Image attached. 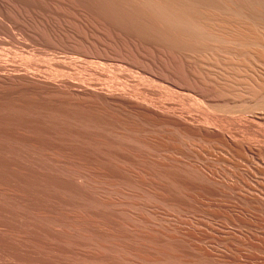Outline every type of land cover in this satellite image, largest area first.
I'll use <instances>...</instances> for the list:
<instances>
[{"label":"bare ground","instance_id":"obj_1","mask_svg":"<svg viewBox=\"0 0 264 264\" xmlns=\"http://www.w3.org/2000/svg\"><path fill=\"white\" fill-rule=\"evenodd\" d=\"M0 18L15 28L12 32V29L0 27V50L8 55L16 54L18 59L33 60L31 65L22 67L0 62V70L6 73L0 80V87L3 85L1 96L4 90L8 94L29 92L34 99L30 102L39 108L50 103L52 109L67 114L63 106L55 105L66 104L76 107L74 113L95 122L96 128L104 132L123 125L131 132L141 134V149H136L145 158L142 170L137 168L143 173H139L141 176L136 172L137 177L134 174L136 178L133 179L134 171L125 163L103 166L98 171L117 185L121 182L140 186L145 200L136 205L144 204L150 214L160 219L163 216L167 217L166 221L171 218L172 228L165 229L149 215L139 213L144 223L142 230L123 222L122 214L121 218L117 215L109 218L116 227L110 223L113 231H107L114 232L112 236L120 241L121 238L132 239L130 232L141 236V250L130 244L136 239L134 237L126 243L132 251L139 253L142 264H177L176 238L179 237L176 215L170 210L176 213V207L184 208L183 211L193 207L198 195L209 196L213 202L211 206L214 204L217 208L211 213L225 219L219 228L210 227L223 238L220 240L230 238L264 251V0H0ZM119 88H134L141 97L130 90L117 93ZM2 98H6L5 95L0 97L1 102ZM40 99L49 102L41 103ZM176 152L188 158L195 155L194 158L220 160L222 166L226 163L235 170L216 168L214 161L209 168L194 162L199 169H207L208 174L194 175L176 170ZM165 155L171 161L163 159ZM121 157L126 161L131 158L128 154ZM3 161L9 162L8 166L11 163L5 156ZM15 164L11 166L16 167ZM20 167L32 175L27 164L22 163ZM12 168L9 167V173ZM40 173L39 170V174H35ZM84 193V198L87 196L106 208L112 202H120V205L123 202L117 203L113 199L116 197L110 198L104 193H97V196ZM165 208L170 209V214ZM115 209L111 212L116 213L122 208ZM98 216L102 214L99 212ZM107 217L103 215L99 220L106 222ZM229 224L243 229L240 232L236 228L230 230ZM189 226V231L182 226L181 230L197 238L207 232H202L204 228L191 222ZM120 227L126 230L122 231ZM258 229H262L261 232ZM50 244L47 246L51 247ZM108 244L105 245L109 247ZM166 244L174 248L172 258L167 256L169 252H165V258L163 246ZM120 247L123 248L122 244ZM194 248L195 253L192 250L183 253L213 257L220 262L264 264V255H256L244 247L220 249L196 245Z\"/></svg>","mask_w":264,"mask_h":264},{"label":"rangeland","instance_id":"obj_2","mask_svg":"<svg viewBox=\"0 0 264 264\" xmlns=\"http://www.w3.org/2000/svg\"><path fill=\"white\" fill-rule=\"evenodd\" d=\"M0 27L9 28V30L12 29L11 30L12 32L15 31L14 25L12 23H9L5 19L1 20V18H0ZM17 57L18 56L16 54L9 53L8 55L0 50V62L8 63V64H16V66H20V67L25 66L26 64L31 65L33 63L32 62L33 60H29V58L18 59ZM5 74L6 73L4 71L0 70V77H1L0 80H3V76H5ZM107 89L109 91L114 90V88L113 89L107 88ZM127 89L119 88V92L117 90V93H121V92L127 93V91L130 90L132 94L134 95L137 94L138 96L141 97L140 92L137 91L138 92L137 93L134 88H127ZM79 90L81 91V89ZM2 92L6 93L5 90ZM23 92L25 93V95H22L24 94ZM23 92L21 91L13 94L6 93L7 95L2 93L1 96V91H0V97H4L5 95V97L7 98V101L6 98H2L3 102L0 101V193H1L0 194V232H1L0 233V264H138L139 262H140L139 264H142L141 263L142 258L140 256L138 257L139 253L137 254V252L132 251L133 249H130L128 247V243L134 237L136 239L134 241L132 240L130 244L133 245L135 244V248L143 249V240L141 236L139 234H138L139 236H136V234L130 232L129 235L133 236L132 239L131 237H129L130 240L128 241V238L127 240L121 238L120 241L119 239H117V237L112 236L111 233L114 232H110L113 231L111 226L112 225L115 226V225L110 222L109 218L113 219L114 215L120 217V215L122 214L121 215L122 218L121 217L120 218L123 222H129L135 227H137L139 230H142L143 229L142 226H144L142 219L139 217L140 216L139 213L140 214L142 213L143 215H149L157 223H160L165 229L166 227L172 228V221L169 220L170 217L168 218V221H166L167 219L166 216H163L160 219L159 216L150 214L147 211V208H145L144 204L139 205L140 201L142 203L145 200V197H143L144 192L142 188H140V186H137L132 183L122 184L121 182H120L121 185L119 183L117 185L116 183L113 182L111 178L107 177L106 175L105 176L102 175L98 171L100 167L103 166H109V165L113 166L114 164L125 163V165H127L128 168L130 167L131 170L134 171L131 174V177L133 176L132 177L133 179L136 178L137 175L141 176L140 174H143L141 172L142 170L141 168L144 167L145 158L143 157L142 153L136 152L137 148L141 149V140H140L141 134L131 132L123 125H119L118 127L116 126V128L114 126L113 129L111 128L112 129L111 131L104 132L103 129L96 128L95 122L92 121L89 122L88 120L87 122L86 118H83L84 117L83 115L74 113L73 108L76 109V107H70L62 103H58V104L55 103V105L57 106L60 107L63 106L64 110L67 111L66 112L67 114H63V112H60L55 108L52 109L50 103L48 105H43L42 107L39 108V106H36L34 103L30 102V100L34 101L32 95H30L29 92H25V91ZM8 95H10L11 97ZM17 100H22L23 102ZM41 101L43 100L40 99V102ZM15 102L18 103L16 104V106H15ZM48 102L43 101L41 103H48ZM26 105L28 106V108L26 107ZM34 105L36 107L35 110L33 108ZM12 106L13 108L11 109ZM16 107L17 109H15ZM25 107L26 109L24 110L23 108ZM65 108L68 110H66ZM80 119L82 120V122L80 121ZM45 120L46 123H44ZM42 123L43 125H41ZM70 131L72 132L75 131V132L72 134ZM23 134L28 137L26 138L27 140L28 139L30 140L27 141L25 139L26 136L24 137ZM80 134L81 136H79ZM102 134L105 136H103ZM17 136H19V139L21 137L22 138L19 140ZM30 137L36 139L33 141L31 140L32 138ZM16 138L19 141L21 140L23 141V139H25V142L27 141L29 145L27 146L26 144L28 143H25L24 141L23 143L20 142L22 144L21 145ZM24 144L28 148L24 146ZM123 145H125L126 147ZM36 148L38 149L36 150ZM24 150L26 151V153ZM59 152L60 155L58 154ZM176 153H177L176 170L186 171L194 175H203L204 173L205 174L209 173L207 169H205L204 167L200 168L201 171L203 169V171L201 172L199 167L196 165V163L202 164L201 166L206 165L208 166L207 168H209L211 161L212 162L214 161V160H210L209 157H207V159H203V158H199L196 155L197 157L194 158L195 155H193L192 157L190 156L191 158H188V157H184V155H181V153L178 152ZM122 154H128L133 160L131 158L128 159L127 161L124 158L125 159L124 160L121 157ZM138 155L142 157H139ZM4 156L5 159L9 158V161H11L9 166H8L9 162L7 161L6 162L3 161L5 163L1 162ZM167 157L168 155L162 156L163 159H166L167 161H171ZM177 157L180 159H178ZM181 159L182 161L184 160L185 163L182 161L178 162ZM192 159L194 160L193 162ZM33 160L34 161L36 160L37 162L36 161L33 162ZM40 160L43 161V163ZM188 162L192 166H195L199 171L196 170L194 167H191L188 164ZM215 162H218L217 165L215 164ZM1 163L3 165L4 164L6 165L3 166L1 165ZM22 163L27 164L26 168L31 169L30 171L32 172V175H34L32 176L30 173V176H32V178L29 179L30 177L29 172H26L27 170H25L24 168L22 169L20 167ZM38 163L41 166H43V169H41ZM11 164H15L16 167L14 166L15 167L14 168L13 165L11 166ZM213 164L216 166V168L220 166L221 169L223 168L222 170L225 171L226 169L228 170L232 169L230 166L228 167L226 163H224L225 166H222L223 164L222 161L220 160L214 161ZM18 165L21 169L18 167ZM9 167L11 168L13 167L11 169L13 174L12 172L10 173L8 172L10 170ZM39 170L41 172L40 175H36L35 173L39 174ZM232 170H235V168H233ZM21 171H23L24 175L28 174L29 177L26 178L27 175L26 177L21 176L22 174ZM136 172H138L137 175ZM134 174L136 175V177H134L135 176ZM38 177H40L41 179ZM75 179L76 181L77 180L78 181L75 182ZM69 182L72 185L69 186L68 184ZM82 182L84 183L83 185H81ZM78 184L80 186H78ZM71 186H74L75 188L72 189L73 187ZM76 189H78L77 190L78 193ZM85 191L95 196H97V193L98 194L104 193L105 195H107V197L110 198L116 197L113 199L117 200L116 201L117 203L119 200L120 201L122 200L123 202H121V205L119 204L120 202L118 204H114L112 202L113 204L112 203L108 204L107 207L109 208H106L103 207L101 203H96L90 198H87V196L86 198H84ZM7 193L10 194L12 193L11 195L12 197L10 196V194H8L7 196ZM15 195L17 197H15ZM204 196L206 197H202V195L196 196V199L193 202L194 206L191 208H187V210L185 208V211H183L184 208L182 209L176 207V213H175L173 210L165 208L166 209L165 211L168 212V214L174 213V215H176V234L177 237H179L176 238V254H179L176 256L177 264H235L231 262H220L215 260L213 257L186 255L185 253H183V251H189V250H192V252L195 253L196 250L194 246L196 245H203L206 247L215 246L216 248L221 247L220 249L224 247L226 248L228 247V249H235V247L238 246V247H244L249 252L252 253L255 252L254 254L256 255H264L263 250L259 248H255L254 246L251 245L244 246L241 245L239 242L232 240L230 238L225 240H220L223 238L220 237L219 234L215 233L210 227L212 226L214 228L215 227L219 228L218 225H220L221 221L225 222V219H223L222 217L214 216L211 213L212 210H215L217 208L214 206V204L213 206H211L212 205L211 203L213 202L210 200L211 198L209 196L207 195ZM125 201L128 203H125ZM197 201L202 203H198ZM203 202L207 204H204ZM137 203L139 204L136 205ZM111 204L113 205V207L111 206ZM123 207H124V211L126 208L125 212L123 211ZM115 208H119V209L122 208L120 210L122 213L118 209L116 213L111 212V210L113 211V209ZM127 209L128 210L130 209V211L132 210L133 212L134 211L137 212L138 215L135 212L134 214L128 211ZM99 212L102 214V216L100 217H103V215L104 217L108 216L107 219H105L106 222H104L103 220L102 221L99 220L100 218L99 216H98L99 218L96 217L97 213ZM128 213L130 214L128 215ZM130 215L133 217L135 216V218L133 219V217H130ZM64 216L66 219H64ZM75 216L77 217V220ZM123 216L125 218H123ZM97 219L98 221H95ZM179 221L183 223L181 224ZM184 221L185 222L188 221L189 223L191 222L192 224H194L199 228L202 229L204 228L202 232L205 230L208 232V234H205L207 232L204 231L205 232L203 233L204 235H198L199 238H197V236H194L192 235V233L188 232L190 230L189 223H186L187 224L186 225ZM204 223L208 226L204 225ZM92 225L94 227H91ZM181 226L182 228H185L188 231L181 230L182 229ZM228 227H230V230L238 229L237 231L239 232L243 229V227L240 228L238 226L237 227L232 226L231 224H229ZM92 228L96 232H93L94 230ZM98 228L103 232H105L106 235L102 233V231H100ZM120 228L122 229V231L126 230L125 227H120ZM107 229L110 231H107ZM253 230L251 231L254 233ZM260 230L258 229V231ZM187 232L190 235H188ZM212 236L214 237L212 238ZM217 237L219 240L217 239ZM109 238L111 240L113 239V241H110ZM262 238L264 239V235H262ZM107 239H109L108 242L106 241ZM115 239H117L116 241H118V243L115 241ZM208 241L211 243H209ZM114 242L117 244L115 245ZM231 242L233 244H231ZM47 243L49 244L51 243L50 244L51 247L47 246L49 245ZM108 243L110 244L109 247L105 245ZM102 244L104 245L102 246ZM118 244H120L119 246H121L122 244L123 248L122 247L120 248L124 251L118 248L119 247ZM93 245L95 247H93ZM163 247H164L163 248L164 254L165 252H169L170 254L166 253L167 256L169 257L172 256L174 251L173 246L170 244H166ZM94 251H96V253ZM92 252L94 254H92ZM99 253L103 257L101 255L98 256ZM166 254H165V258H167ZM184 255H186L187 257ZM123 257L125 258L123 259ZM185 259H187V262L188 261L189 262L184 263L186 262ZM191 260L194 262H192ZM169 261L171 263V260L167 259V262Z\"/></svg>","mask_w":264,"mask_h":264}]
</instances>
